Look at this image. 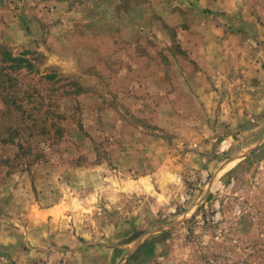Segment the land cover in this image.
<instances>
[{"label": "rangeland", "instance_id": "obj_1", "mask_svg": "<svg viewBox=\"0 0 264 264\" xmlns=\"http://www.w3.org/2000/svg\"><path fill=\"white\" fill-rule=\"evenodd\" d=\"M0 264H264V0H0Z\"/></svg>", "mask_w": 264, "mask_h": 264}]
</instances>
